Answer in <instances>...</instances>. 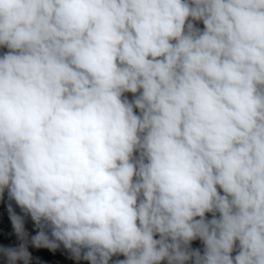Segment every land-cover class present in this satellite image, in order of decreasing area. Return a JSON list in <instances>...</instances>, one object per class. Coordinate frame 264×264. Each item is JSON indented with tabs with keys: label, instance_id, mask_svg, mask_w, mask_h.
I'll use <instances>...</instances> for the list:
<instances>
[{
	"label": "clouds",
	"instance_id": "obj_1",
	"mask_svg": "<svg viewBox=\"0 0 264 264\" xmlns=\"http://www.w3.org/2000/svg\"><path fill=\"white\" fill-rule=\"evenodd\" d=\"M0 48V197L34 247L264 264V0H0Z\"/></svg>",
	"mask_w": 264,
	"mask_h": 264
},
{
	"label": "rangeland",
	"instance_id": "obj_2",
	"mask_svg": "<svg viewBox=\"0 0 264 264\" xmlns=\"http://www.w3.org/2000/svg\"><path fill=\"white\" fill-rule=\"evenodd\" d=\"M203 27L202 24L198 25ZM7 49L0 48V55H3ZM129 99L132 98V94H126ZM0 203V248H16L22 242L27 244L28 251L31 253L30 264H89L88 261L80 259L77 260L73 257L72 253L64 248L63 244L56 250H50L48 248H37L31 243V237L35 236L40 229L36 226L30 217L22 218L24 231L27 233L26 238L22 241L13 227L12 216L16 213V206L14 200H11L8 196L7 190H5ZM11 209V210H10ZM218 215V214H217ZM207 219L212 218V214H206ZM49 237L51 238V232L48 229H44ZM192 249H199L201 253L204 251V244L199 239L191 242ZM235 254V253H234ZM122 255L113 256L109 264H115L116 261L122 260ZM0 264H7V260L3 255H0ZM22 264V262H20ZM162 264H167V261L162 262ZM191 264V262H189Z\"/></svg>",
	"mask_w": 264,
	"mask_h": 264
},
{
	"label": "built area",
	"instance_id": "obj_3",
	"mask_svg": "<svg viewBox=\"0 0 264 264\" xmlns=\"http://www.w3.org/2000/svg\"><path fill=\"white\" fill-rule=\"evenodd\" d=\"M2 198L0 197V203L2 202ZM16 213L18 217L25 218V217H30V215L26 214L18 205L16 206ZM31 218V217H30ZM124 259V257H123ZM122 259V260H123Z\"/></svg>",
	"mask_w": 264,
	"mask_h": 264
}]
</instances>
